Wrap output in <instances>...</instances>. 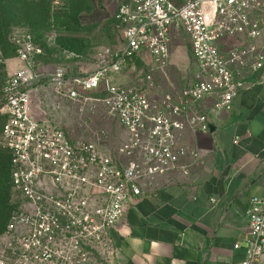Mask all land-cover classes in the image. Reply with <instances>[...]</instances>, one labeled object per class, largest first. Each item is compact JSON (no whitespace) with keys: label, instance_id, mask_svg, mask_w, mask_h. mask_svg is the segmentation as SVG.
I'll use <instances>...</instances> for the list:
<instances>
[{"label":"built area","instance_id":"1","mask_svg":"<svg viewBox=\"0 0 264 264\" xmlns=\"http://www.w3.org/2000/svg\"><path fill=\"white\" fill-rule=\"evenodd\" d=\"M113 17L119 43L105 46L98 64L81 73L36 68L40 47L32 33L12 34L23 67L3 81L0 135L11 185L29 203L7 223L23 264L52 258L47 264H85L83 253L102 238L111 240L115 253L111 229L143 185L160 173L189 174L198 150L179 140L181 130L208 131L209 112L230 109L242 88L264 81V0H123ZM180 35L194 63L188 81L156 93L150 90L155 67L170 64L172 39ZM225 36L238 41L225 48ZM137 61L147 66L138 82L118 77ZM252 73L256 78L248 79ZM209 96V112L199 110ZM53 98L80 111L87 101H102L123 127L119 140L104 147L60 124ZM244 212L247 236L233 244L244 252L239 264H264V192L251 195ZM26 235L31 240L23 243ZM1 249L0 264H8Z\"/></svg>","mask_w":264,"mask_h":264},{"label":"crops","instance_id":"2","mask_svg":"<svg viewBox=\"0 0 264 264\" xmlns=\"http://www.w3.org/2000/svg\"><path fill=\"white\" fill-rule=\"evenodd\" d=\"M237 41L225 36L221 43L227 48ZM211 101L206 97L199 110L209 112ZM33 110L41 115L35 104ZM209 117L208 131L181 130L179 140L198 150L189 174H156L111 229L114 264H239L243 259V249L233 244L247 236L249 197L264 192V81L242 88L230 109Z\"/></svg>","mask_w":264,"mask_h":264},{"label":"rangeland","instance_id":"3","mask_svg":"<svg viewBox=\"0 0 264 264\" xmlns=\"http://www.w3.org/2000/svg\"><path fill=\"white\" fill-rule=\"evenodd\" d=\"M119 1L121 0H12L2 3L0 12L3 13L0 14V19L5 18V22L0 24V49L5 60L0 62V92L7 74L23 67V61L16 57L13 51L9 35L12 37L15 31H31L34 40L42 48L41 54L35 58V66L38 69L53 70L61 66L72 71H90L102 59L105 46L113 47L119 43L120 35L112 18ZM92 2L93 10H97L95 15L91 14ZM171 46L170 64L162 67L163 69L155 67V79L150 90L156 93L169 86L186 83L190 65H194L189 49L187 52L188 44L183 35L173 38ZM146 69L147 66L137 61L118 73V77L129 82H138L140 74ZM82 91L94 94V90ZM53 99L57 110L53 112V117L60 124L76 133L89 136L95 143L104 147L113 146V142L119 140L123 127L117 117L105 109L102 101H87L80 111L76 103ZM9 175L8 151L1 145L0 136V182L5 191V205L2 215L0 214V248L5 249L8 264H23L22 259L15 258L18 256L15 244L17 238L9 231L7 223L14 210H29V203L13 188ZM17 224H20V228L24 223ZM20 238L23 243L31 240L27 235ZM93 244V249L83 253L85 264H114L111 240L102 238ZM59 252L58 250L56 254L59 255ZM91 254L94 257H91ZM52 260L55 261L53 258ZM52 260L45 259V264Z\"/></svg>","mask_w":264,"mask_h":264},{"label":"trees","instance_id":"4","mask_svg":"<svg viewBox=\"0 0 264 264\" xmlns=\"http://www.w3.org/2000/svg\"><path fill=\"white\" fill-rule=\"evenodd\" d=\"M6 1H12V0H0V9L1 8H3V4L2 3H4V2H6ZM15 1H18V0H15ZM19 1H23V0H19ZM92 1V0H91ZM121 1H123V0H121ZM121 1H119L118 3H120ZM94 9V4H93V2H92V11H91V14H93V15H95V13H96V11L97 10H93ZM1 13H3V12H0V14ZM112 18L114 19V17L112 16ZM2 22H5V18H1L0 19V24L2 23ZM114 24H115V19H114ZM116 27V26H115ZM117 30V29H116ZM30 31V30H29ZM31 32V31H30ZM8 38H9V41H10V43H11V45H12V47H13V51H14V43H13V41H12V39H11V36L9 35L8 36ZM33 40H34V37H33ZM120 40V39H119ZM34 43L37 45V46H39L38 44H37V42L34 40ZM40 47V51L39 52H36L35 54H34V66H35V58L39 55V54H41V52H42V48H41V46H39ZM138 60V59H137ZM36 67V66H35ZM65 69V68H64ZM66 70V72L67 73H81V72H86V71H72V70H67V69H65ZM98 92V90H95L94 91V93H97ZM4 119H5V116L4 115H2V114H0V130H1V125H2V123H3V121H4ZM1 136V135H0ZM8 160H9V152H8ZM10 176V175H9ZM4 188L2 187V182H0V214L2 215V210H3V207H4V205H5V198H4ZM7 193L8 192H6V196H7ZM8 220V219H7ZM7 222V221H6ZM5 225H6V223H5Z\"/></svg>","mask_w":264,"mask_h":264}]
</instances>
